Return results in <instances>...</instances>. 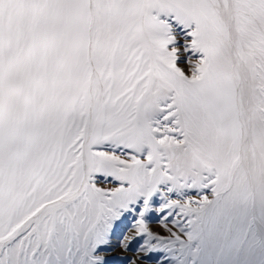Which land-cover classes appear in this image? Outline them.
Segmentation results:
<instances>
[{"label":"snow or ice","instance_id":"6c2138e0","mask_svg":"<svg viewBox=\"0 0 264 264\" xmlns=\"http://www.w3.org/2000/svg\"><path fill=\"white\" fill-rule=\"evenodd\" d=\"M145 261L264 264V0H0V264Z\"/></svg>","mask_w":264,"mask_h":264},{"label":"rangeland","instance_id":"374dc122","mask_svg":"<svg viewBox=\"0 0 264 264\" xmlns=\"http://www.w3.org/2000/svg\"><path fill=\"white\" fill-rule=\"evenodd\" d=\"M151 227L153 228L154 231H160V227L159 224L156 221H153ZM117 253H119V249H117ZM121 256L123 255H131V253H127V254H123V253H119ZM144 264H155L154 261H145Z\"/></svg>","mask_w":264,"mask_h":264}]
</instances>
